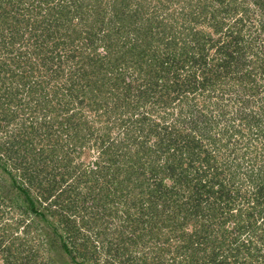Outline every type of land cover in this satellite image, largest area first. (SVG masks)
<instances>
[{"label":"trees","instance_id":"obj_1","mask_svg":"<svg viewBox=\"0 0 264 264\" xmlns=\"http://www.w3.org/2000/svg\"><path fill=\"white\" fill-rule=\"evenodd\" d=\"M0 264H264V0H0Z\"/></svg>","mask_w":264,"mask_h":264}]
</instances>
